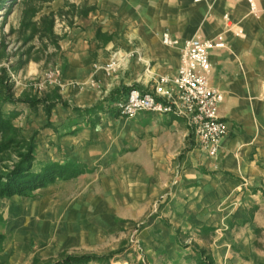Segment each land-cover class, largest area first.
<instances>
[{"label":"crops","instance_id":"0c3cea01","mask_svg":"<svg viewBox=\"0 0 264 264\" xmlns=\"http://www.w3.org/2000/svg\"><path fill=\"white\" fill-rule=\"evenodd\" d=\"M255 2L258 16L247 0L52 2L67 13L51 69L58 82L47 91L60 98L51 127L42 104L15 109L39 121L30 123L33 171L51 162L82 171L31 197L0 198V264L106 254L129 239L133 253L87 264H264V0ZM164 31L179 45H163ZM220 33L226 46L210 51L209 84L223 93L218 115L228 131L215 157L182 117L113 109L130 87L151 91L174 76L183 40ZM40 71L31 61L18 69L24 84ZM93 106L90 115L72 111Z\"/></svg>","mask_w":264,"mask_h":264},{"label":"built area","instance_id":"2783aa9c","mask_svg":"<svg viewBox=\"0 0 264 264\" xmlns=\"http://www.w3.org/2000/svg\"><path fill=\"white\" fill-rule=\"evenodd\" d=\"M198 2L200 0H193ZM250 13L258 16L255 0H247ZM225 27L230 29L232 23L228 16H223ZM161 43L173 47L179 45V39L164 31L160 36ZM226 46L223 33L207 39L194 36L182 41L180 47L179 65L171 78L162 76L151 91H140L130 87L126 93L113 102V109L122 117H133L140 112L157 114H172L185 119L191 128L200 150L215 157L219 141L227 134L226 123L218 115L219 104L223 101V93L209 84L212 49H222ZM115 62L111 60L103 66L107 73L113 70ZM96 67V66H95ZM58 71L49 70L43 80L35 84L36 89H42L44 84L58 82Z\"/></svg>","mask_w":264,"mask_h":264},{"label":"rangeland","instance_id":"374dc122","mask_svg":"<svg viewBox=\"0 0 264 264\" xmlns=\"http://www.w3.org/2000/svg\"><path fill=\"white\" fill-rule=\"evenodd\" d=\"M53 1L54 0H5L4 4L0 7V77L6 81L10 87L9 91L15 98H45L47 91L56 86L55 84H44L42 89H36L35 87V84L43 80L46 72L56 67L55 54L58 46V38L60 36L58 30L63 26L61 15L67 12H54L50 10ZM48 8V13H46ZM43 10L44 13H42ZM33 18H35V20H33ZM30 61L35 63L37 68H41V71L38 74L26 77V83L24 84L25 80L23 81L22 75L18 73V69L25 68ZM0 89L5 90L7 88H5V86H0ZM23 104L26 103H18L15 106L9 105V108H17ZM39 106L40 104L37 106V109ZM17 111L19 112V110ZM24 115L25 114L22 113L19 118L16 117L14 119V124L25 138H29L37 132V130H35L30 135V123L35 121L37 126L39 121L35 118L32 122H27V118L25 119ZM21 121L22 123L20 124ZM45 125L46 123L43 127H47ZM37 128L41 129L42 127L38 126ZM0 156H4V159L0 161V168L6 166V164L10 165L12 160H16L15 152L12 151V149L3 152ZM131 239L134 240V238ZM131 244V240L129 239L128 245L119 248L121 251L116 254L133 253ZM84 254L97 255L95 252ZM116 254L109 258L107 262L115 257ZM65 255L68 254L64 253L60 258H63ZM72 255L82 254L77 253ZM33 259L35 264H42L44 262H49L51 258L41 261L39 257L34 256L31 263Z\"/></svg>","mask_w":264,"mask_h":264},{"label":"trees","instance_id":"16d2710c","mask_svg":"<svg viewBox=\"0 0 264 264\" xmlns=\"http://www.w3.org/2000/svg\"><path fill=\"white\" fill-rule=\"evenodd\" d=\"M5 0H0V7ZM0 86H5V90L0 89V155L3 152L11 150L15 152L16 160H12L10 165L0 168V198H9L13 195L22 197H31L35 191L44 187L55 179H69L82 171V166L76 163L68 162L64 164L51 162L43 165L38 171L32 170V164L35 158V134L29 138H25L21 131L15 126L14 119L18 115V111L9 108V105H17L18 103H26L31 110L36 111L39 104L43 105V110L47 117L46 125L51 127V109L59 101V96L53 92L50 95H45V98H15L9 91L10 87L6 81L0 77ZM63 105L67 106L65 102ZM96 106L91 108L80 109L72 107V111L77 115H90ZM98 118V117H97ZM93 123L92 120L88 121ZM4 156H0V161ZM2 220L0 218V224ZM5 235L0 232V242ZM121 249H116L105 255L82 254V255H65L56 261L44 262L42 264H87L92 261H107L114 254L120 252ZM200 254L203 251L199 252ZM210 263V262H209ZM31 264H35L34 259Z\"/></svg>","mask_w":264,"mask_h":264}]
</instances>
